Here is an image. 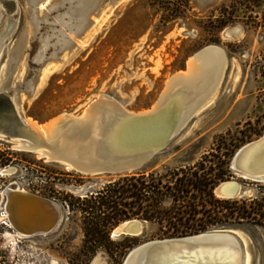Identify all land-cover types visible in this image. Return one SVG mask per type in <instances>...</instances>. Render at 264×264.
<instances>
[{"label":"rangeland","instance_id":"374dc122","mask_svg":"<svg viewBox=\"0 0 264 264\" xmlns=\"http://www.w3.org/2000/svg\"><path fill=\"white\" fill-rule=\"evenodd\" d=\"M3 1L0 37L9 22L11 30L0 51V88L16 90L19 112L41 122L64 111L80 114L102 92L128 111L153 108L171 75L188 70L195 52L212 44L223 48L227 65L218 89L161 151L127 175L154 172L163 184L173 185L175 171L204 159L207 166L229 161L231 169L236 151L264 133V0H126L117 5L114 0H13L6 16ZM85 36L87 42L79 45ZM16 142L0 137L2 264H123L129 250L144 241L181 236L171 225L183 229L200 222L203 212L190 213L192 205L213 206L196 190L179 200L169 194L162 205L175 217L147 220L131 210L129 219L143 220V232L119 235L116 229L129 219L120 221L109 229L112 243L103 240L89 257L83 248L84 216L70 205L69 195L97 193L125 175H84ZM231 172L228 179L237 177L245 193L223 198L214 189L218 198H252L264 190V181ZM11 182L60 204L53 230L16 241L6 236L14 230L2 220V192ZM213 228L239 235L245 264H264V223L229 218L206 230Z\"/></svg>","mask_w":264,"mask_h":264},{"label":"water","instance_id":"95a60500","mask_svg":"<svg viewBox=\"0 0 264 264\" xmlns=\"http://www.w3.org/2000/svg\"><path fill=\"white\" fill-rule=\"evenodd\" d=\"M118 2L123 0H114L113 3ZM11 4H14L13 0L3 1L5 16L10 13ZM10 30L11 22L1 35L6 38ZM187 68L188 65L184 70ZM16 93L12 88H0L1 138L10 143L20 140L24 144L23 150L38 152L39 155L43 152L41 158L60 163L70 170L88 176L127 175L143 168L151 157L167 145L177 125L176 111H172L173 108L165 106L164 103L155 109L135 111L137 113L110 109L104 111L105 116L99 124V134L93 136L91 125L82 124L101 104L102 92L88 103L82 113L64 111L43 122L32 119L38 123L35 127L28 121L29 117L19 112ZM166 118H169L171 124H166ZM166 125L170 127L169 130L161 134ZM52 131L56 132L57 136L56 141L50 142L47 136ZM74 146L80 147L81 151H73ZM231 169L242 178L264 181V133L236 151L231 160ZM19 187L18 183L11 182L3 189L6 191L10 188L8 193L6 191V201L3 205V210L8 213L6 223L18 237L53 230L61 218L60 204L33 192L14 191ZM215 193L219 197L234 198L245 193V186L237 177H233L221 181L215 187ZM23 200L40 203L42 209L49 212L52 218L40 217L39 213H35L36 210L32 211L26 221L23 220ZM216 238L233 242L236 246V264H245L243 243L234 230L227 228H213L194 234L144 241L129 250L123 264H185L184 261L191 260V255L218 250L213 243Z\"/></svg>","mask_w":264,"mask_h":264},{"label":"trees","instance_id":"16d2710c","mask_svg":"<svg viewBox=\"0 0 264 264\" xmlns=\"http://www.w3.org/2000/svg\"><path fill=\"white\" fill-rule=\"evenodd\" d=\"M205 160L195 166L175 171L173 185L163 184L162 176H158L157 173L139 172L112 180L97 193L85 197H75L70 194L72 198L70 205L73 209L81 211L84 216L83 248L87 251L86 254L89 257L93 256L105 239L112 243L109 229L120 221L129 219L131 210L133 215L142 216L147 220L162 221L165 218L175 217L171 215V210L162 205L169 194L174 200H179L189 195L192 190H196L202 198L213 205L207 209L205 203V208L202 209L192 205L189 209L190 213L203 212L201 221L192 226L185 225L183 229L171 225L175 229V234L188 235L191 234L190 230L198 233L215 222L228 221L229 218L238 222L254 220L257 223H264V190H260L252 198L233 200L218 198L214 189L221 181L232 176L230 163L217 161L215 165L207 166ZM120 245L127 248L133 247L134 244Z\"/></svg>","mask_w":264,"mask_h":264},{"label":"bare ground","instance_id":"6f19581e","mask_svg":"<svg viewBox=\"0 0 264 264\" xmlns=\"http://www.w3.org/2000/svg\"><path fill=\"white\" fill-rule=\"evenodd\" d=\"M45 1V0H44ZM126 0H123V2ZM119 4L116 3L115 5ZM95 29V28H94ZM93 32V30H92ZM91 33V32H90ZM89 34V32H88ZM89 36V35H88ZM88 36L82 38V41H79V45H83L87 42ZM4 36L0 37V51L3 48ZM227 65V56L223 48L219 45H208L198 51L192 58H190L188 62V70L185 72H179L170 77L167 82L166 88L161 94V97L156 102L155 106L152 109H155L161 103H164L165 106H170L172 111H176L177 117V125L173 132L171 139L174 135L180 130L181 127L185 123L189 121V119L198 112L200 107L209 99V97L218 89L221 79L223 77L225 68ZM99 96V95H98ZM101 104L95 110V113L82 125L90 126L92 129L93 136H97L99 134L100 121L104 118V111L115 109L120 110L126 113H137L135 111H128L124 108L119 101L114 99L112 96L102 93L101 96ZM92 101V100H91ZM30 123L37 127L38 123L33 121L31 118H27ZM166 124L169 125V118H166ZM167 125L164 127L165 129L161 134H164L170 128ZM43 128H41L42 130ZM43 131V130H42ZM56 132H51L48 134L47 138L50 142L56 141ZM1 137V136H0ZM170 139V140H171ZM169 143V142H168ZM167 143V144H168ZM18 148H23L24 144L18 140L15 144ZM73 151L78 152L81 151L80 147L74 146ZM43 152H40V156ZM12 168L8 169L9 171ZM4 170V169H3ZM2 170V171H3ZM1 173H4L2 172ZM17 183V182H16ZM10 189V188H8ZM6 190L7 193L9 190ZM12 190V189H11ZM6 191H3L4 200L1 204L2 207L6 201ZM13 191V190H12ZM14 191H21L22 193H28L30 191L24 188H17ZM37 194V193H35ZM40 195V194H39ZM43 196V195H42ZM48 198V197H47ZM24 201V209L21 212V217L23 220H27L32 211H36V214L39 213L38 216L47 218H52L49 212H45L42 209L40 203H36L29 200ZM37 204H40L37 206ZM34 209V210H33ZM5 219L8 215L7 212L3 210ZM57 218V216L55 217ZM143 222L140 219H129L122 222L118 228L116 229L117 234H140L143 230ZM6 236L13 240H17V233L7 232ZM21 237V236H20ZM215 247L218 249L213 252L208 253H200L191 255L188 261H184L185 264H236V246L230 240H224V238H216L213 242ZM172 264V263H171Z\"/></svg>","mask_w":264,"mask_h":264},{"label":"flooded vegetation","instance_id":"af4514ba","mask_svg":"<svg viewBox=\"0 0 264 264\" xmlns=\"http://www.w3.org/2000/svg\"><path fill=\"white\" fill-rule=\"evenodd\" d=\"M143 229H144V228H143ZM142 232H143V230H142ZM142 232H141V233H142ZM126 235H138V234H126Z\"/></svg>","mask_w":264,"mask_h":264},{"label":"crops","instance_id":"0c3cea01","mask_svg":"<svg viewBox=\"0 0 264 264\" xmlns=\"http://www.w3.org/2000/svg\"><path fill=\"white\" fill-rule=\"evenodd\" d=\"M177 71H179V70H177ZM177 71H176V72H177ZM174 73H175V72H174ZM0 264H2L1 261H0Z\"/></svg>","mask_w":264,"mask_h":264}]
</instances>
